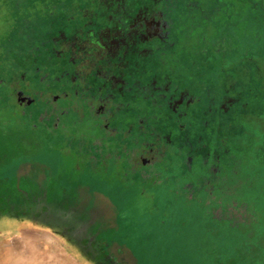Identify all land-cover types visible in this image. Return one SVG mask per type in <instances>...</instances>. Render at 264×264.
Returning a JSON list of instances; mask_svg holds the SVG:
<instances>
[{"label":"rangeland","instance_id":"obj_1","mask_svg":"<svg viewBox=\"0 0 264 264\" xmlns=\"http://www.w3.org/2000/svg\"><path fill=\"white\" fill-rule=\"evenodd\" d=\"M145 2L148 49L123 0H0V216L42 200L93 264H264V0Z\"/></svg>","mask_w":264,"mask_h":264},{"label":"crops","instance_id":"obj_2","mask_svg":"<svg viewBox=\"0 0 264 264\" xmlns=\"http://www.w3.org/2000/svg\"><path fill=\"white\" fill-rule=\"evenodd\" d=\"M40 217L3 212L0 223L5 228L0 229V264H92L64 240L69 236L42 224Z\"/></svg>","mask_w":264,"mask_h":264},{"label":"flooded vegetation","instance_id":"obj_3","mask_svg":"<svg viewBox=\"0 0 264 264\" xmlns=\"http://www.w3.org/2000/svg\"><path fill=\"white\" fill-rule=\"evenodd\" d=\"M123 2H125V3L127 2L126 7L129 10L128 13L133 15L134 26H136L138 28L140 27L141 29L144 30L143 33L145 32L144 35H143V33H142L141 36L138 35L136 37L135 41H143L142 36H145L148 39V41L149 40L151 41V39H155L157 41H160L161 38L156 37V33L161 28L159 22L154 20L151 23H146V21L143 20L144 19V15L147 13L148 10L151 9V5L149 3H146L145 0H123ZM128 41L129 40H127V39H119V40H114V43L120 45V44H122L124 42H128ZM150 41H149V43L147 45V49L149 48ZM135 51L140 53V54H145V51H140V50H137V49ZM138 53H136V54H138ZM41 201L36 202V203H30V204H28L26 206V208H24L21 204H17L15 207H10V208L5 207L4 211L5 212L12 211L13 214L15 213V215H20V216H22V215H31V214H35L37 216H44L43 209H42L43 203ZM31 209H33L32 212H31ZM60 216H63V214H60ZM86 219H88V218L86 217L85 219L83 218L82 220L86 221ZM86 230L88 232H90V230H88L87 227H86ZM103 232L106 233V231H103ZM108 245H110V244H108V243H107V245L104 244L106 249H107ZM81 246H82L81 248L84 250V252L86 250L85 254H87L88 257L90 258V253L87 252V249H88L87 245H86V247H84L85 245L83 246V244ZM102 251L105 252L103 254V258H104V262L103 263L104 264H118L114 260L112 255L109 253L108 250L103 249ZM88 257H86V260H88L90 262ZM128 262H129V264H133L134 263V261L133 262L132 261H128ZM90 263H92V262H90ZM123 264H127V263L123 262Z\"/></svg>","mask_w":264,"mask_h":264},{"label":"trees","instance_id":"obj_4","mask_svg":"<svg viewBox=\"0 0 264 264\" xmlns=\"http://www.w3.org/2000/svg\"><path fill=\"white\" fill-rule=\"evenodd\" d=\"M134 53H138V52H136L135 50L133 51Z\"/></svg>","mask_w":264,"mask_h":264}]
</instances>
